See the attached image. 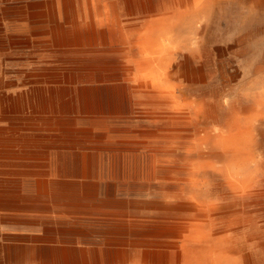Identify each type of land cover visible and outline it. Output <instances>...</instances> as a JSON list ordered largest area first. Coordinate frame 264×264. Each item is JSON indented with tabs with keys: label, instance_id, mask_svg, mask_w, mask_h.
<instances>
[{
	"label": "bare ground",
	"instance_id": "6f19581e",
	"mask_svg": "<svg viewBox=\"0 0 264 264\" xmlns=\"http://www.w3.org/2000/svg\"><path fill=\"white\" fill-rule=\"evenodd\" d=\"M233 1L39 0L20 9H2L8 14H20L24 8L41 10L30 17L47 24L48 40L44 42L53 54L51 65L32 73L34 86L24 96L0 98L8 104L4 112L30 108L34 114L46 115L39 121L48 135L43 139L9 135L7 141L80 143L97 153L108 151L105 155L87 151L70 155V173L84 180L96 179V168L102 171L101 179L123 174L129 157L135 177L141 166L154 167L158 156H184L182 179L135 200L139 215L161 227L158 232L174 234L173 242L165 246L168 251H158V242L143 235L130 242L138 250L117 249L111 258L112 251L105 247L79 249L74 264H168V260L176 264H252L254 257L264 264L259 251L263 243L239 249L231 241L238 233L236 227L264 228V89L245 93L242 69L220 61L229 53L241 57L244 39L240 33L232 44L207 41L224 5ZM262 7L264 0H249L247 5L249 11ZM217 74L223 85L237 90L235 97L220 99L217 92L202 91L212 87ZM261 74L264 69L254 73ZM199 90L200 94H193ZM203 120L209 130L188 134L181 141L177 133L164 130L192 128ZM144 123L154 126L155 141L142 138ZM70 134L78 136L61 139ZM116 150L129 155L112 153ZM52 153L0 155V160L46 161L50 170L32 175L38 193H48L49 177L59 172ZM208 173L220 178L223 197L216 199L207 191ZM145 203L150 206H139ZM153 209L156 213L144 216ZM59 255L63 264H70L65 249Z\"/></svg>",
	"mask_w": 264,
	"mask_h": 264
},
{
	"label": "rangeland",
	"instance_id": "374dc122",
	"mask_svg": "<svg viewBox=\"0 0 264 264\" xmlns=\"http://www.w3.org/2000/svg\"><path fill=\"white\" fill-rule=\"evenodd\" d=\"M27 2L35 5L39 0H0V76H2L0 98L6 95L15 100L19 96H24L34 86L32 83L36 79L33 76L34 72L48 67L51 65L48 63L53 60V54L46 47L48 36L45 34V28L47 24L43 23L42 19L30 17V14H38L41 10L24 8L19 10L20 14L10 13L11 15L8 14V11L1 12L5 7L20 9L29 4ZM248 2L249 0H236L224 5L222 12L213 23L207 41L211 44L214 42L215 45L220 41L222 42L220 45L232 44L239 33L243 36L244 46L241 57H238L236 53H231L232 55L229 53L220 61L230 68L239 66L242 69L244 73L243 89L245 93L250 94L258 88L264 89V74L254 75L256 70L264 69V7L257 11H249ZM44 63L47 65L45 66ZM210 86L214 88L207 87L202 91L217 92L220 99L227 96L235 97L237 92L233 86L223 85L218 74L214 76ZM222 87H224V91H222ZM200 92L201 90L194 91L193 94H200ZM0 102V139H2L0 155L5 157L24 156L31 153L40 155L53 151L52 154L56 157V163L59 165V172L54 177H49L48 193H38L36 176L32 174L49 171L50 168L46 161L40 163L7 158L0 160V264H63L59 255L62 248L67 251L70 264H74L73 262L79 257V249L85 248L94 250L105 247L112 251L110 252L111 258L114 257L117 249H123L126 253L138 250L136 244L130 242L137 236L143 235H151L152 239L158 242L155 246L158 251L169 250L165 246L173 242L174 234L158 232L161 227H156L150 218L139 215L140 210L135 204V200L143 197L149 191L182 179L185 173L181 166L184 159L182 154L172 153L166 157L158 156L159 159L154 167L146 169L141 166L138 176L135 177L131 175L132 160L129 157L123 174H115L109 179H101L99 173L102 171L96 168L95 174L98 177L84 180L79 178V174L75 176L70 173L72 164L70 155L76 151L105 155L109 154L108 151L97 153L80 143L68 145L50 142L47 144L42 141H38L36 144L20 141L9 142L7 141L9 135L19 139L22 137L43 139L48 135V130L42 127L43 123L39 120L44 119L46 115L34 114L30 108L7 109L6 113L4 107L8 104L3 103L1 99ZM34 122H37L36 124L40 127H36ZM174 127H166L164 130L177 133L175 134L177 141L185 139L188 134L197 135L198 132L209 130V126L204 120L203 123L194 125L192 128ZM141 130V136L143 139L145 138V141H155L154 126L144 123ZM77 136V134L74 136L70 134L61 139ZM261 147L264 153L263 144ZM112 153L129 155V152H124V150H116ZM211 161L219 164L216 159ZM206 179L207 181L210 179L207 191L212 193L216 199L223 197L224 190L221 187L220 178L215 174L208 173ZM139 206L146 208L150 205L145 203ZM156 209L159 210V208ZM156 209H153V212H145L144 216L156 213ZM135 218L138 220L133 223H136L137 227L132 224V220ZM175 228L177 227H172V230ZM216 228L224 229L223 227ZM261 228L262 230H260ZM235 231L238 233L231 239L235 248L240 249L248 244L261 242L263 247L261 246L259 251L264 257L263 227H236ZM111 240L112 244L107 242ZM52 252L56 254L51 258L48 255ZM168 262V264H176V261L172 263L168 260ZM252 264L263 263L258 257H254Z\"/></svg>",
	"mask_w": 264,
	"mask_h": 264
}]
</instances>
